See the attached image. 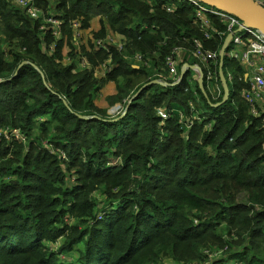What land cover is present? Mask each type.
Returning <instances> with one entry per match:
<instances>
[{
  "label": "trees",
  "instance_id": "trees-1",
  "mask_svg": "<svg viewBox=\"0 0 264 264\" xmlns=\"http://www.w3.org/2000/svg\"><path fill=\"white\" fill-rule=\"evenodd\" d=\"M54 8L67 41L43 37L41 21L0 0V42L13 46L0 51V264H164L169 257L176 264H264V114L253 115L242 95L245 69L226 56L224 73L234 80L219 107L213 104L224 95L216 99L206 77L201 89L192 71L177 86L151 84L168 78L166 59L176 48L204 39L197 7L59 0ZM100 13L133 37L128 52L114 45L100 52L125 75L120 82L114 70L108 74L117 91L106 98L109 106L130 104L122 117L97 105L103 84L89 70L75 76V63L64 65L59 51L75 48L74 22L84 26ZM209 17L226 31L219 17ZM100 22L104 36L108 26ZM226 37L204 42L220 50ZM138 53L147 64L126 60ZM212 67L218 76L219 59ZM159 109L170 117L163 120ZM187 118L194 119L189 130ZM50 145L66 158L53 156ZM93 180L109 186L102 210L85 194L84 181ZM72 214L75 223H67ZM60 237L58 251L51 250L46 241Z\"/></svg>",
  "mask_w": 264,
  "mask_h": 264
},
{
  "label": "built area",
  "instance_id": "built-area-1",
  "mask_svg": "<svg viewBox=\"0 0 264 264\" xmlns=\"http://www.w3.org/2000/svg\"><path fill=\"white\" fill-rule=\"evenodd\" d=\"M13 5L22 9L31 19L36 21H41L42 36L45 37L48 33H52L55 39H62L63 35V23L64 21L57 17V13L53 11L42 10L36 0H9ZM183 2L192 3L197 7L196 12V24L199 26L201 32L204 35V39L194 38L192 42V47L187 48L180 47L176 48V54L168 56L166 59V68L168 69V78L161 74V76L156 79L161 82L163 86H170L171 83H175L180 79V73L182 68L188 69L193 72L191 81L197 78L201 89H205L204 79L206 77L209 89L216 99H219L222 95L225 97L224 84L220 78V53L222 50V45L220 50H213L205 45L204 40L211 41L216 36H223L227 33L232 35L227 49V56L241 63L242 67L245 69L243 79L246 83L243 86L242 95L244 99L250 104L251 113L253 115H260L261 109L258 106V99L264 94V32L258 29H253L246 27L238 17L219 11L212 7H206L201 4L198 0H178ZM257 3L264 6V0H254ZM172 10V8H168ZM209 15L219 17L224 25L226 26V31H221L219 28L215 27L214 23L210 20ZM80 22H74L73 26L76 29ZM226 39V38H225ZM225 42V41H224ZM232 45L230 46V43ZM95 45L96 49L109 50V47L113 44L109 40H98ZM55 47V45H51ZM185 53L189 54L190 59L185 61ZM135 58L139 62L146 61L143 54H136ZM219 59V75L213 72L212 63L217 62ZM193 61V63H192ZM86 66V61H83ZM186 65H191L189 68ZM223 74L226 79L228 88V81L233 82L234 76L231 72ZM203 77V81L200 82L199 79ZM218 80L220 82H218ZM173 81V82H170ZM190 81V82H191ZM229 89V96H230ZM224 99V98H223ZM158 113L160 117L165 120L170 117L171 112L166 109H159ZM183 117V114L181 113ZM194 124L193 118H187L186 128L191 129ZM15 136L17 139L20 138L19 133Z\"/></svg>",
  "mask_w": 264,
  "mask_h": 264
},
{
  "label": "rangeland",
  "instance_id": "rangeland-1",
  "mask_svg": "<svg viewBox=\"0 0 264 264\" xmlns=\"http://www.w3.org/2000/svg\"><path fill=\"white\" fill-rule=\"evenodd\" d=\"M199 1V0H198ZM52 2V10L53 13H55L57 10L54 8L55 3L59 2V0H51ZM200 2V1H199ZM201 4H203L202 2H200ZM206 7H210L206 4H203ZM40 8L42 10H44V6L40 5ZM69 12V15H73L72 12H70L69 7L66 6V8L64 7V12ZM66 12V13H67ZM110 18V20H109ZM99 19H104V22L106 21L107 26H108V31L107 33L102 36L100 34V29L102 27L101 22L99 23ZM88 23L85 24L84 26H81V24H79V26L76 28V41L74 43V47L70 49L69 46L65 45L60 47L59 51L61 52V56H62V62L64 65H69L72 62L75 63V68L73 73L75 74V76H79L81 75V73H83V71L85 70H89L92 74V81L94 79H98L99 82H101L102 88L100 90V92L97 94L95 100L97 105L100 108H104V109H108V114H110L113 117H116L118 115H120L125 108H123V106L121 104H116L114 106H109L108 102L106 101V97L110 94L113 95L112 93L115 94V90L114 87H116V81L110 80L108 79V74L111 71H115V69L119 67V64L117 62V60L112 59L111 56L107 59H105L104 54L100 53L102 50L104 49H96L94 43H96L98 40H109L114 46L119 47L120 48H124V50H126V52L130 51L132 48V45L128 47V45H130L131 41H133V37H129L128 35H126V33H123L121 27H123L125 24L122 22L120 24H116L114 23V25L112 24V17H108L107 15H104L103 13L100 14H93L91 16L88 17ZM42 23V22H40ZM112 24V26H111ZM63 33H64V27L62 28ZM65 36L63 35L62 38H64ZM65 41L66 38H64ZM8 41V40H7ZM55 45V44H54ZM232 45V42L230 43V46ZM13 46H11L10 42H0V51H4L5 53H8L9 49H11ZM42 47H45V44L43 43ZM126 47V48H125ZM16 48V47H15ZM54 47L50 46V48L44 49V51H46L47 53L51 54L52 51H54ZM70 51L73 52L75 54L76 57H71L70 55ZM107 51V50H105ZM98 53V54H96ZM6 57L8 58V55L6 54ZM126 60L129 61L130 63L136 64L138 66V64H140L141 62L137 61V59L135 58V56H131L128 55L126 57ZM86 61V66L87 68H85V64H83ZM116 72V71H115ZM116 76L118 77V79L120 80V82H122L125 79V75L122 74L121 70H118L116 72ZM109 84L108 89L107 85ZM111 85V86H110ZM104 89L106 91H104ZM102 91V92H101ZM16 134L19 133L20 135V140H25V138H23L22 133L20 132V130H16L15 131ZM38 134H40L39 132H37ZM41 135V134H40ZM43 136V135H42ZM51 149V153L53 156L59 157L58 155H63L64 158H66V153L64 152V150L56 147V146H49ZM40 163L42 165H46V161L45 160H41ZM53 162H50L48 164V166H50ZM118 163V162H116ZM44 167V166H43ZM76 167H74L73 169H75ZM76 173V172H75ZM80 177V176H79ZM77 176H73L72 180L75 182L80 181L81 183L83 182L81 180V178H79ZM85 183V194H88V196L92 199H94L95 201H97L98 204V209H103L107 204L106 203V199H107V194L105 191H108L109 186L107 183H100L99 180H93L91 182L89 181H84ZM82 194H75L74 197L75 200H79L82 198ZM71 217V218H70ZM72 217H75L72 215L67 216L66 219H64L67 223H69V221H71V223H75V221L73 220ZM196 218H194V222L197 223ZM228 239V238H227ZM62 240L61 237L58 238L57 242H52V241H46V243L49 245V248L51 250H57L59 249V241ZM175 241V245H176V240ZM171 242H173V238H171ZM217 253H214L213 255H215ZM164 264H176V260L173 259L172 257L169 258H165L163 260Z\"/></svg>",
  "mask_w": 264,
  "mask_h": 264
},
{
  "label": "water",
  "instance_id": "water-1",
  "mask_svg": "<svg viewBox=\"0 0 264 264\" xmlns=\"http://www.w3.org/2000/svg\"><path fill=\"white\" fill-rule=\"evenodd\" d=\"M199 1L219 11L229 13L231 15L238 17L241 21H243L246 27L258 29L264 32V6L257 3L254 0H199ZM231 37H232L231 34L226 37L224 45L220 53V78L224 84L225 97L222 102L218 104H213V106L215 107H219L223 105L229 98V88H228L226 79L223 74V66L225 63V58L227 56V49H228ZM25 64L27 63L26 62L23 63L20 66V68ZM186 66L189 68L192 67L191 65H186ZM187 70L188 69L182 68L180 79L177 82L173 83L172 85L174 86L180 85L183 82L187 74ZM199 81L202 82L203 77H201ZM155 83L162 84L161 82L157 80H154L151 84H155ZM129 107H130V104L127 105L121 117L127 112Z\"/></svg>",
  "mask_w": 264,
  "mask_h": 264
},
{
  "label": "crops",
  "instance_id": "crops-1",
  "mask_svg": "<svg viewBox=\"0 0 264 264\" xmlns=\"http://www.w3.org/2000/svg\"><path fill=\"white\" fill-rule=\"evenodd\" d=\"M37 2L39 1V0H36ZM50 1V3L47 5V6H44V10L45 11H48V10H50V11H53L52 10V2H51V0H49ZM38 4H39V2H38ZM40 6V5H39ZM99 23H100V19H99ZM188 72H190V70H187V74H188ZM186 74V75H187ZM180 76H181V73H180ZM186 77V76H185ZM197 79V78H196ZM111 86V85H110ZM108 87H109V84L107 85V88H106V90L108 89ZM114 89L115 90H113V91H115V93H116V91H117V84H116V87H114ZM105 89H104V91H106ZM102 92V91H101ZM112 94H114V93H112ZM110 95V94H109ZM108 95V96H109ZM107 98V97H106ZM258 106H259V108L261 109V112L260 113H263L264 114V94L263 95H261L260 97H259V99H258Z\"/></svg>",
  "mask_w": 264,
  "mask_h": 264
}]
</instances>
